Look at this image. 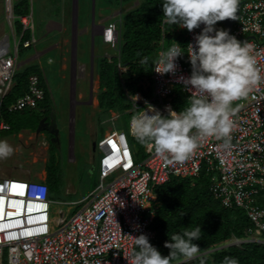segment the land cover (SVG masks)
I'll return each mask as SVG.
<instances>
[{
  "label": "built area",
  "instance_id": "1",
  "mask_svg": "<svg viewBox=\"0 0 264 264\" xmlns=\"http://www.w3.org/2000/svg\"><path fill=\"white\" fill-rule=\"evenodd\" d=\"M239 1L238 18L230 33L254 45L257 66L264 75V0ZM15 2L4 0L12 49L9 34H0V132L11 128L2 103L18 70L19 51L36 43L31 12L15 14ZM199 30L186 29L185 46L179 45L182 52L187 51L188 42L194 43ZM116 37L115 22H109L102 40L114 44ZM170 45L165 47L162 40L160 51ZM176 64L173 73L152 70L149 97L136 95L134 103V97L126 96L130 102L127 130L113 128L97 142L99 182L81 201H60L63 205H84L68 217L60 214L56 229L51 228L52 200L45 181L0 175V264H128L126 257L135 247L133 236H154L150 228L156 209L152 208L156 201L152 187L163 184L171 175L191 179L200 178L202 173L208 176L213 197L225 207L241 208L253 222L246 230L245 241L264 243V208L258 204L264 189V84L247 98L233 102L235 126L228 145L209 137L184 161L162 159L148 145H144L145 156L139 160L130 145L129 138L134 137L129 133L130 118L143 111L145 101L166 114L165 99L174 86H180L186 98L190 94L182 79L191 72L187 53L177 57ZM117 67L120 69L119 61ZM45 91L38 75L30 74L26 92L6 111L38 109ZM120 117L115 113L108 121L113 123Z\"/></svg>",
  "mask_w": 264,
  "mask_h": 264
},
{
  "label": "clouds",
  "instance_id": "2",
  "mask_svg": "<svg viewBox=\"0 0 264 264\" xmlns=\"http://www.w3.org/2000/svg\"><path fill=\"white\" fill-rule=\"evenodd\" d=\"M238 3L239 0H162L163 24L189 31L200 29L194 43H187L186 52L181 51V44L177 42L162 49L153 60L152 70L160 74L173 73L177 57L187 53L191 72L182 77L190 93L186 106L177 111L165 105L166 114H162L145 101L143 111L132 115L129 121V133L139 143L152 147L162 159L184 161L209 137L230 144L235 126L233 102L247 98L264 84L254 45L237 39L225 27H216L218 21L238 18ZM162 31L167 33L163 28ZM148 61L145 56L140 63ZM133 96L135 103L137 97ZM13 151L11 144L0 140V160L11 156ZM201 234L200 225L171 234L164 241L169 249L166 255L150 243L147 234L133 236L135 247L126 257L128 264H173L177 255L185 260L199 257V264H206L207 256L194 242ZM231 244L236 243L231 241ZM220 264H239V260L225 255Z\"/></svg>",
  "mask_w": 264,
  "mask_h": 264
},
{
  "label": "trees",
  "instance_id": "3",
  "mask_svg": "<svg viewBox=\"0 0 264 264\" xmlns=\"http://www.w3.org/2000/svg\"><path fill=\"white\" fill-rule=\"evenodd\" d=\"M161 3L162 0H140L139 6L126 14L119 35L120 70L116 57L111 58V61L106 58L100 61L99 104L102 108L104 106L108 110L113 107L128 109L130 102L127 95L149 97L153 60L160 51L161 41L163 40L164 44L168 42V45L178 42L185 46L186 28L163 24ZM13 11L15 14L28 12L27 0L15 2ZM162 28L167 33L164 34ZM145 56L149 61L142 65L140 61ZM30 74H37L40 85L44 88L38 68L27 66L16 70L11 88L2 103L4 116L9 124L12 122L11 117L21 111L9 113L6 107L26 92ZM186 99L180 86L176 85L166 97L164 108L165 105H171L174 110L179 111L186 106ZM46 101L48 93L45 91L44 100L39 106ZM23 111L32 113L31 109ZM55 187L56 184L52 186L51 192ZM209 187V177L203 173L197 180L171 175L163 184L153 186L156 198L154 205L159 206L155 209L150 224L151 230L154 231V236L149 238L150 243L156 246L162 255H166L169 249L164 246V241L169 239L171 234L182 233L185 227L191 229L200 225L201 237L194 242L201 247L202 253L205 252L206 264H220L225 255L238 258L239 264H264V243L241 241L239 244H228L232 238H246V230L253 226V222L241 208L223 206L220 200L213 197ZM258 197L259 206L264 208V189ZM261 237L264 238V233ZM199 259L194 257L188 261L177 255L173 264H199Z\"/></svg>",
  "mask_w": 264,
  "mask_h": 264
},
{
  "label": "crops",
  "instance_id": "4",
  "mask_svg": "<svg viewBox=\"0 0 264 264\" xmlns=\"http://www.w3.org/2000/svg\"><path fill=\"white\" fill-rule=\"evenodd\" d=\"M18 1L16 0V2ZM27 2L28 12H31L34 22L33 34L36 38V43L33 48L19 51L17 57L18 69H23L27 66L38 68L41 77H43L42 83L47 93L45 73L56 70L60 72L69 71L70 83L73 87L70 104H68L70 114L72 115L71 111L73 110L74 113L78 111V114L83 116V105H87L89 108H100V61L103 58L111 61L113 57L117 58V62L119 61V35L122 31L123 21L127 13L139 6L140 0H27ZM109 22H115L117 37L114 44H109L102 40L103 29ZM78 80L80 83L77 89L76 81ZM87 82L89 90L85 91L84 86ZM74 90L76 92V100L74 99ZM56 101L58 102L57 99L50 97L48 93V101L39 106L38 112L35 113L31 109L32 113L21 111L14 114L11 117L12 122L10 123L11 128L9 131H18L15 134L10 133L12 135L5 133L8 131L0 132V140L11 142L14 152L17 147L21 149V163L26 165L30 163L34 167L33 169L37 170L19 174L13 172V174L8 175L45 181L50 187L49 195L51 194L52 186L60 183L62 187L64 185L62 194L68 195L69 193L79 192L78 188L74 186L73 181L71 183L68 180L62 182L63 179L60 176L57 163L50 164L51 155L49 150L52 145L58 149L62 143L61 129L57 126ZM25 115L33 118H25ZM41 118H45L46 124H42L39 128L38 124ZM68 120L70 130L68 134L69 144H72L71 142L73 141L74 143L76 140L75 132L73 131L75 114ZM85 120H88V125L81 143L87 142L86 163L91 168L95 167L98 175V165L94 164L95 156L93 153L95 149H98L97 142L112 130H105L102 137L97 139L98 132L94 129V126H91L90 117L86 116ZM54 122L55 128H57V136H52V140H50V133L48 134L43 130H53ZM63 125V122H61L62 128ZM23 136L25 137L24 140ZM27 137L28 139H31V137L33 139L27 140ZM33 142H37V144L33 145ZM81 146L82 144H80L79 148ZM30 150H35L37 153L30 152ZM69 160L73 161L74 157L69 158ZM12 162L20 164L15 160ZM90 192H79L81 197L68 201H81ZM66 206L69 205L67 204ZM70 214V210L67 209L65 215L68 217Z\"/></svg>",
  "mask_w": 264,
  "mask_h": 264
},
{
  "label": "rangeland",
  "instance_id": "5",
  "mask_svg": "<svg viewBox=\"0 0 264 264\" xmlns=\"http://www.w3.org/2000/svg\"><path fill=\"white\" fill-rule=\"evenodd\" d=\"M15 1V0H12ZM219 27H222L221 21H218L216 23ZM9 26L7 25L5 13H4V0H0V34L6 35L9 34ZM10 39V47L12 49V37L9 34ZM168 46V42H165V47ZM21 50V49H20ZM19 59V58H18ZM19 68V67H18ZM21 68V67H20ZM19 70V69H18ZM46 80H47V90L49 93V96L57 99L56 106H57V126L61 129L62 133V143L61 147L58 149L56 146L54 147L52 145V148L49 150V154L51 155L50 164H56L60 172V176H62V179L68 180L70 183L73 181V184L75 187L78 188V191L80 193H87L93 190L96 186L98 181V175H97V169L95 167H92L88 165L87 162V142H82L83 135L87 129L88 120H85L86 116L90 117L91 120V126H94V129L97 130V139L101 138L105 130H111L113 128L116 129H125L127 130V119L130 116L129 113H127V108L121 110L117 109L116 107L112 108L111 110L105 109L100 106V108H89L87 105H83V116L81 114H78V111L74 113L72 110L70 114L68 104H70V97H71V90L72 86L70 83V73L69 71H50L48 73H45ZM64 75V76H63ZM43 78V77H42ZM44 81V79H43ZM77 82V89L79 85V80ZM75 82V83H76ZM85 91L89 90L88 82L85 83L84 86ZM97 90V89H96ZM96 93V92H95ZM73 95V94H72ZM76 92L74 90V99L76 100ZM87 98V97H86ZM33 111L36 113L38 112L37 109H33ZM112 111V113H111ZM118 113L120 114V118L116 119L111 123L108 121V118L110 115ZM75 114V124L73 122V128L76 136V140L72 144H69V120L72 116ZM78 115V116H77ZM21 118V117H20ZM25 118H33L31 116L25 115ZM61 122H63V128L61 126ZM18 130H11L7 132L9 135L15 134ZM72 132V131H71ZM12 133V134H10ZM1 136V133H0ZM22 138V137H21ZM25 137L23 136V140ZM31 139H33L31 137ZM30 138L27 140H31ZM130 145L134 151H137L138 159L141 160L144 158L145 153L143 150L144 144L139 143L135 137H130ZM9 144H12L11 142H8ZM37 142H33V145H36ZM80 144H82L81 148H79ZM22 148V147H20ZM18 147L16 148V151L12 153L11 156L7 157L5 160H0V175H8L13 174V172H16V174L31 171L35 172L36 169H33L34 167L31 166L29 162V165H26L24 163H21V156L22 153ZM37 150V149H36ZM30 152L37 153L35 150H30ZM70 154V155H69ZM94 156H95V163L98 162V157L100 155V150L95 149L94 150ZM74 157L73 161H70L69 158ZM15 160L17 163L20 164H14L12 161ZM20 160V161H19ZM64 177V178H63ZM110 179V178H108ZM196 178L195 180H197ZM64 188L60 185V183L56 184V187L52 190L50 194V198L52 200L51 203V228L54 230L58 227L57 220L60 218V214L63 215V217H67L65 215V212H67V209L72 212L76 209L80 208L84 204H79L78 206L74 205H63L60 203V201H68V200H75L81 197V194L79 192L76 193H69L68 195H63L62 190ZM88 195V194H87ZM159 205H154L152 208H157ZM235 243L236 238H232ZM238 243V242H237ZM236 243V244H237ZM205 254V253H203ZM190 261V260H188Z\"/></svg>",
  "mask_w": 264,
  "mask_h": 264
},
{
  "label": "water",
  "instance_id": "6",
  "mask_svg": "<svg viewBox=\"0 0 264 264\" xmlns=\"http://www.w3.org/2000/svg\"><path fill=\"white\" fill-rule=\"evenodd\" d=\"M241 3H242V1H239V3H238L237 15H238L239 7H240ZM236 20L237 19L226 18V19L222 20V23H223L224 27L227 28L230 31L232 23L235 22ZM239 40L242 41L243 39H239ZM42 124H46L45 118H41L40 119L38 127L40 128ZM51 133H53V137L57 136V128H55V122L53 123V130H51ZM229 244H231V242ZM208 251H206V252H208Z\"/></svg>",
  "mask_w": 264,
  "mask_h": 264
},
{
  "label": "flooded vegetation",
  "instance_id": "7",
  "mask_svg": "<svg viewBox=\"0 0 264 264\" xmlns=\"http://www.w3.org/2000/svg\"><path fill=\"white\" fill-rule=\"evenodd\" d=\"M43 131H45V132H47L49 135H51V136H49L50 137V140H52V136H53V133H51V130H43Z\"/></svg>",
  "mask_w": 264,
  "mask_h": 264
}]
</instances>
